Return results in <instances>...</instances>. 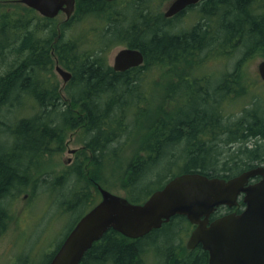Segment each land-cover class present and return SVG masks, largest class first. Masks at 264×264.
Instances as JSON below:
<instances>
[{
	"label": "trees",
	"instance_id": "obj_1",
	"mask_svg": "<svg viewBox=\"0 0 264 264\" xmlns=\"http://www.w3.org/2000/svg\"><path fill=\"white\" fill-rule=\"evenodd\" d=\"M150 1H127L117 10L111 6H117L121 0H76V8L82 13H103L107 23L104 34L113 39L108 44H124L138 49L143 55L139 67L115 72L106 64L102 56L104 50L77 53L73 45L58 41L55 59L72 73L64 90L65 96L69 97V102H82L85 118L80 120L72 117L70 105L63 103L49 76L53 73L49 48L52 34L43 37L39 33L42 31L32 25L36 19L34 10L21 6L16 0H0V68L8 61L5 49L10 45L15 44L13 49L17 55L24 51L28 53L0 73V135L4 136L0 139V233L5 230L9 218L5 202L8 194L25 184L29 171L40 165L44 157L61 149L60 138L66 126L77 127L86 122L90 135L85 144L92 152L96 175L90 172L87 179L83 168L75 171L79 182L86 179L85 185L79 189L81 199L84 196L82 201H91L92 198L84 193L86 187L101 181L102 174L98 171L102 168L103 157L108 155L107 146L116 144L124 129L140 119V115L149 117L148 131L141 150L131 155L122 175L123 187L127 190L125 196L130 202L146 200L153 191L145 198L139 196L153 184L154 177L161 178L158 177V168L164 164L172 167L180 159L183 162L179 174L200 173L225 179L264 165V107L258 103L254 111H246L244 117L233 125L220 126L222 136H215L220 124L216 123L218 107L213 99L235 93L231 88L232 78L220 81L222 88L214 91L217 95L210 92L216 84L208 85L202 92L192 91L190 98L193 102L175 117L168 116L166 111H162L159 117L149 116L147 111H142L140 96L147 70L160 66L172 72L173 66L177 68L183 60H189L202 46L214 44L218 50H223L220 46L225 44L224 50L227 47L234 51L241 49L246 55L259 50L264 52V0H201L197 11L206 21L207 33L202 31L200 24L173 33L177 23L152 10ZM14 8H22L23 14ZM243 93L241 90L236 92L239 96ZM26 100L32 101H28L29 106L24 103ZM28 107L36 111L24 115L21 108ZM17 110L21 116H15ZM199 133L200 137L197 136ZM208 133L214 134L210 137ZM5 136L12 140L5 139ZM242 207L243 203L239 201L231 210L238 213ZM221 212L222 209L217 210L211 218L220 216ZM177 228L187 233L191 225L185 217L174 216L160 229L136 240L109 229L84 253L79 264H207L208 255L201 246L189 252L184 250L186 254L182 257L177 255L178 247L173 244ZM157 243L164 250L161 251L162 260L153 254L157 260L149 262L147 248L151 252Z\"/></svg>",
	"mask_w": 264,
	"mask_h": 264
},
{
	"label": "rangeland",
	"instance_id": "obj_2",
	"mask_svg": "<svg viewBox=\"0 0 264 264\" xmlns=\"http://www.w3.org/2000/svg\"><path fill=\"white\" fill-rule=\"evenodd\" d=\"M121 1L122 3L116 4L117 6H111V8L119 10L120 6H123L124 3L126 5L127 1L133 0ZM169 3V0H151L150 7L154 11L157 10V14L159 13L161 15ZM19 4L25 6L22 3ZM16 9L14 8V11ZM17 11L20 15L23 14L22 8L17 9ZM35 13L36 19L32 21V25L34 27L37 26L39 28L38 30L36 27L38 31H42V33H39L43 37L52 34L49 48L51 49V67L53 73L49 76L58 89L57 91L63 103L68 102V105H70L72 117L83 120L85 114L82 110V102H69L70 99L68 96H65L66 93L64 91L68 83L64 84L62 78L55 71L56 55L54 51H56V44L59 40L68 42L71 46L73 45L75 47L74 49L77 53L91 49L93 52L104 50L102 56H104L106 64L110 67L113 65V59L116 53L127 46L124 44H108L113 39L109 35L104 34L107 23L103 19L102 12H90L88 14L82 13L76 8L69 20H66L67 17L62 12L52 19L43 18L39 13ZM202 17L203 15H200L199 11L191 12L172 31L181 28L184 29L187 26L189 27V21H192V23L196 21V24H203V20L201 21ZM14 46L15 44L5 49V53L8 55V61L6 64H2L0 68L1 74L28 54L24 51L22 55H17L13 49ZM225 46V44H222L220 47H223V50H218L217 45L212 44L207 53L200 52L196 49L197 52H193L189 60H183L177 68L173 66L172 72L160 66L159 68L147 70L146 82L141 87L142 93L140 94L141 100L143 101L141 105L144 107L142 111H147L149 116L153 118L159 117L162 111L169 112L167 115L172 116L173 104L171 98L176 96V99H181L179 96L183 95V93H179L180 90L176 85L178 83H173L174 75L188 72V70L191 73L192 70L190 69L196 67L201 70L194 73L196 76L199 75L198 73L206 71V69L209 71L216 70L219 73L222 72L223 76L237 69L239 77H236V79L244 84L240 89L244 93L241 96L233 93L237 97H233V99L229 98V101L223 102L225 125H229L236 122L237 119L243 118L246 111H251L256 108V103L264 107V85L257 72V65L264 58V52L259 50L246 55L247 53L241 49L234 51L227 47L224 50ZM219 51H227L226 56H220ZM238 62L239 65H236ZM202 69L204 70L202 71ZM47 75L45 73V76ZM213 77H215L213 84L219 83L217 77ZM245 85L250 88L246 90L244 88ZM175 88L176 92L174 93L173 90ZM178 100L174 104L182 107V102L177 103ZM28 101L31 100H26L24 103L30 105ZM32 108H21V112L24 115H30L33 111H36L35 108ZM19 112L20 110H17L15 116H21ZM139 118L135 122H131L128 128L124 129L123 134L120 135L116 144L107 146L109 151L108 155L103 157L102 168L98 171L99 174H102V176L99 175L101 181L97 180L101 187L113 194L126 198L127 190L123 187L122 183L123 171L131 155L135 151L141 150L140 148L144 144L145 135L148 131L146 127L149 117L140 115ZM86 124L85 122L77 127L66 126L60 138L61 149H56L51 154L45 155L46 157H44L41 164L36 165L34 169L29 171L25 184L18 190L14 188L8 194L5 202L9 212V218L5 230L0 233V264H46L51 254L60 245L65 235L79 217L100 200L96 183L95 185L91 184L92 186L86 187L84 192L92 196L91 201H82L84 196L82 199L79 196L81 194H79V189L82 185H85L84 181L86 179L80 182L77 180L78 177L75 173L77 168L84 169L87 179H89L88 174L90 172L95 174L92 164V152L85 144V141L90 138ZM3 138L4 136L0 139L2 140ZM5 139L12 140L8 136H5ZM213 146H216V144L213 143ZM177 162L172 167L168 164L160 166L157 173L158 177L161 178L154 177L152 179L153 184L148 186L147 191L145 192L144 190L143 193H145H142L143 195L141 194L139 197L141 199L145 198L148 193L157 190L167 179L179 174L182 171L183 161L180 159ZM183 224L186 225V223ZM186 227L188 226L186 225ZM190 229L186 233L185 230L177 228L178 233L173 244H175V247H178L176 253L181 257L186 254L184 250L191 251L186 248ZM158 244L153 247L151 250L152 253L150 252V248H147L149 249L146 253L148 261L151 259L157 260L153 254L155 256L159 255V260H162L160 257L164 250Z\"/></svg>",
	"mask_w": 264,
	"mask_h": 264
},
{
	"label": "water",
	"instance_id": "obj_3",
	"mask_svg": "<svg viewBox=\"0 0 264 264\" xmlns=\"http://www.w3.org/2000/svg\"><path fill=\"white\" fill-rule=\"evenodd\" d=\"M198 1L173 0L164 17L169 18ZM17 2L45 18H54L60 11L69 18L75 6V0ZM142 63L143 55L138 49L123 48L114 56L113 69L122 72ZM55 70L64 83L70 79V72L59 66ZM257 71L264 82V60L258 63ZM97 190L100 201L77 221L48 264H79L84 253L107 230L139 239L174 216H183L194 226L186 248L201 246L207 252V264H264V166L228 179L182 173L153 191L142 203H132L100 185ZM240 198L244 208L239 213L229 212L211 219L221 207H236Z\"/></svg>",
	"mask_w": 264,
	"mask_h": 264
},
{
	"label": "flooded vegetation",
	"instance_id": "obj_4",
	"mask_svg": "<svg viewBox=\"0 0 264 264\" xmlns=\"http://www.w3.org/2000/svg\"><path fill=\"white\" fill-rule=\"evenodd\" d=\"M171 1H173V0H171ZM200 1L201 0H199L197 3H195V4H193V5H190V6H188V7H186L185 9H183V10H181L180 12H178L177 14H175V15H173V16H171L169 19H171L173 22H175V23H177V25L179 24V22L180 23H182L183 22V20L185 19V17H187V16H189V14L191 13V12H195V11H197V6H198V4L200 3ZM61 13V12H60ZM73 15V14H72ZM72 15L70 16V17H72ZM70 17L69 18H67L66 20H69L70 19ZM203 20V24H200V26H201V29L203 30L204 29V31L207 33V31H208V29H206V21H205V19L202 17V19H201V21ZM191 22V23H190ZM197 22L195 21L194 23H192V21H189V27L187 26L186 28H184V29H178V30H176V31H173V33H175V32H177V31H185V30H187L188 28L190 29L191 27H193V26H195V25H197L196 24ZM177 27H175L174 29H176ZM210 49V46H209V44L208 45H205V46H202L200 49H199V51L200 52H203V53H207L208 52V50ZM195 52H197V51H195ZM220 52V56H226L225 54L227 53V51H219ZM219 54V53H218ZM55 63H56V65L55 66H57L58 65V63H57V60H55ZM190 70H192L191 71V73H189V70H188V72L186 71V72H183V73H181V74H175L174 75V82L173 83H178V84H176L177 85V88L180 90L179 91V93H183V95H181V96H179L181 99H179V98H177L176 99V96H173L172 98H171V101H172V104H173V107H172V115H173V117H175L176 116V114L179 112V111H181V110H183L184 108H185V106L187 105V104H190L191 102H193V100L190 98V95H191V93H192V91H193V93H195V92H199V91H203V89H207L208 87V85H212L213 84V81H214V79H215V77H213V76H216L217 77V80L219 81V83H217L215 86H213V89H212V91H210L211 92V94L212 95H217V94H215L214 93V91H218L219 89H221L222 87H221V84H222V82H220L222 79H224V78H227L228 80H230L229 78H235V79H232V84H231V88L233 89V90H235V93L236 92H239L240 91V89H241V87H243L244 86V84L243 83H240V81L239 80H237L236 79V77H239L238 76V72H237V69H235L234 71H232V73H226L224 76H223V74H222V72L221 73H219L218 71H216V70H211V71H209V70H207L206 69V71H203L204 69H202V71L203 72H201V73H198L199 75L198 76H196V75H194V73H197L196 71H198V70H200V68H198V67H196V68H194V69H190ZM201 71V70H200ZM115 72H120V71H115ZM122 72H124V71H122ZM70 73H71V71H70ZM204 73V74H203ZM232 76H234V77H232ZM258 76H259V74H258ZM71 78H72V73H71V77H70V79H69V81L71 80ZM260 78V77H259ZM69 81L68 82H66V83H69ZM66 83H64V84H66ZM264 85V84H263ZM184 86V87H183ZM183 87V88H182ZM190 88V89H189ZM244 88H246V90L247 89H249L250 87H247V85H245V87ZM58 90V89H57ZM232 90V91H233ZM237 90V91H236ZM173 92L175 93L176 92V88L173 90ZM193 93H192V95H193ZM217 98H215V99H213L214 101V104H215V106H217V107H219L218 108V110H217V112H216V115L218 116V117H216L215 119H216V123L218 124H220L219 125V127H218V130L215 132V136L216 137H218L219 135H221L223 132H222V130H219L220 129V126L222 127L223 126V124H224V115H222V114H224V105H223V101L224 102H226V101H229V98H231V99H233V97H237V96H234L233 95V93H229L226 97H224V98H222V96H216ZM179 99V100H178ZM178 100V102L177 103H181L182 102V107H178V104H174V102L175 101H177ZM218 101H220V102H218ZM219 103V104H218ZM177 106V107H176ZM223 110V111H222ZM223 112V113H222ZM221 113V114H220ZM221 115V116H220ZM234 123V122H233ZM233 123H231L230 125H233ZM209 134V136L211 137V135L213 136V134H210V133H208ZM200 135H201V133H199V135H197V136H199L200 137ZM222 136V135H221ZM214 138V137H213ZM210 139V138H209ZM260 165H263V164H260ZM193 227L194 226H191V229H190V231H189V233H188V236H189V234H190V232H191V230L193 229ZM160 229V228H159ZM198 247V246H197ZM196 247V248H197Z\"/></svg>",
	"mask_w": 264,
	"mask_h": 264
},
{
	"label": "bare ground",
	"instance_id": "obj_5",
	"mask_svg": "<svg viewBox=\"0 0 264 264\" xmlns=\"http://www.w3.org/2000/svg\"><path fill=\"white\" fill-rule=\"evenodd\" d=\"M196 32H197V31H196ZM218 102H220V101H218ZM223 102H224V101H223ZM218 104H219V103H218ZM217 106H218V105H217ZM260 107H261V105H260ZM218 108H219V107H218ZM219 109H220V108H219ZM214 110H215V109H214ZM223 110H224V109H223ZM223 110H222V111H223ZM252 110H253V109H252ZM253 111H254V110H253ZM213 113H214V112H213ZM222 113H223V112H222ZM256 113H257V112H256ZM220 114H221V113H220ZM222 115L225 116V114H222ZM218 116H219V115H218ZM218 116L216 115V117H218ZM220 116H221V115H220ZM262 116H263V115H262ZM257 117H258V116H257ZM260 117H261V115H260ZM239 119H240V118H239ZM231 120H232V119H231ZM231 120H230V121H231ZM237 120H238V119H237ZM237 120H236V121H237ZM230 121H229V122H230ZM226 124H227V123H226ZM229 125H230V124H229ZM58 247H59V246H58ZM20 262H21V261H20Z\"/></svg>",
	"mask_w": 264,
	"mask_h": 264
}]
</instances>
